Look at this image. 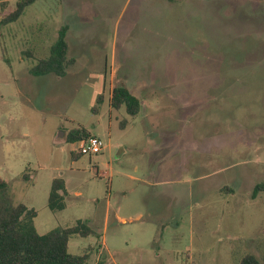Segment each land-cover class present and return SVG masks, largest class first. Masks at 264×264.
<instances>
[{
    "label": "rangeland",
    "instance_id": "obj_1",
    "mask_svg": "<svg viewBox=\"0 0 264 264\" xmlns=\"http://www.w3.org/2000/svg\"><path fill=\"white\" fill-rule=\"evenodd\" d=\"M1 20L0 178L15 204L36 210L39 234L87 219L102 232L105 199L124 190L143 198L145 221L167 224V246L192 247L179 264H264V192L252 196L264 183V0H37ZM61 27L75 64L64 77L31 75ZM120 86L140 99L133 118L110 106ZM78 130L103 151L80 156L67 142ZM55 178L62 211L48 208ZM135 179L169 184L146 193ZM159 190L169 198L155 202ZM132 225L105 234L126 260L150 237ZM102 239L73 236L69 252L110 264Z\"/></svg>",
    "mask_w": 264,
    "mask_h": 264
},
{
    "label": "trees",
    "instance_id": "obj_2",
    "mask_svg": "<svg viewBox=\"0 0 264 264\" xmlns=\"http://www.w3.org/2000/svg\"><path fill=\"white\" fill-rule=\"evenodd\" d=\"M37 0H18L15 6L8 9V0H0L1 24L7 25L21 18L25 10ZM67 28L61 27L56 42L50 47L48 57L40 59L29 72L33 76L56 75L64 77L67 69L75 64V59L68 57L66 41ZM99 97V103L101 102ZM110 106L119 110L125 107L131 118L141 110L140 99L124 86L112 90ZM128 124L123 120L121 127ZM90 135L83 130L72 132L67 142L76 144ZM80 154V153H79ZM81 156V154H80ZM73 158L76 155L72 154ZM264 192V183L255 185L252 196L255 198ZM66 187L62 178L52 181L48 197V208L51 211L65 209ZM37 212L24 204H15L10 196L8 183L0 178V264H88L89 253L71 254L69 242L73 236L87 238L98 233L88 220H78L73 226L55 228L46 234H39L34 219ZM264 260V257H263ZM238 264H261L253 255L244 256Z\"/></svg>",
    "mask_w": 264,
    "mask_h": 264
},
{
    "label": "crops",
    "instance_id": "obj_3",
    "mask_svg": "<svg viewBox=\"0 0 264 264\" xmlns=\"http://www.w3.org/2000/svg\"><path fill=\"white\" fill-rule=\"evenodd\" d=\"M94 136V135H92ZM107 167L110 170H114L109 165ZM99 176L110 177V173L106 171L105 173H99ZM136 180V179H135ZM138 183L146 186V193L150 192V190H156V188L166 187L169 182L165 180H136ZM111 189H113V181L111 184ZM122 199H118L114 204L111 201V197L105 199L104 207L102 209V232H97L98 235L103 237L101 244V252H103L106 259H110V264H120L121 262L124 264H179L177 260L180 256V253L183 251H190L192 247L188 246L181 250H177L175 247L167 246L164 242L165 238V227L167 224H163L161 226H157L155 224V217L150 218L145 221V209L143 207V198L142 197H129L126 194V191L122 192ZM155 202L159 200H163V198L167 199L169 196L164 193V191H157L153 194ZM174 200L177 199L175 196ZM94 201V200H93ZM99 204V201L97 200ZM27 206V205H26ZM31 208V206H28ZM158 213V212H156ZM88 220V219H87ZM90 221V220H88ZM131 223L133 224L130 228L131 233L140 234L144 230H150V237L145 242L144 245H132L129 249L130 254L132 255L130 260H126L127 256L124 251L119 249L111 250L107 239L105 238V234L110 230V226L114 230L113 233H116L121 225ZM177 226V225H176ZM118 247V246H117ZM100 252V254H101ZM167 259H173L174 261H168ZM105 264H109V262H105ZM183 264V262H182Z\"/></svg>",
    "mask_w": 264,
    "mask_h": 264
},
{
    "label": "built area",
    "instance_id": "obj_4",
    "mask_svg": "<svg viewBox=\"0 0 264 264\" xmlns=\"http://www.w3.org/2000/svg\"><path fill=\"white\" fill-rule=\"evenodd\" d=\"M78 153L81 155H97L103 151L104 143L96 136H89L78 143Z\"/></svg>",
    "mask_w": 264,
    "mask_h": 264
}]
</instances>
